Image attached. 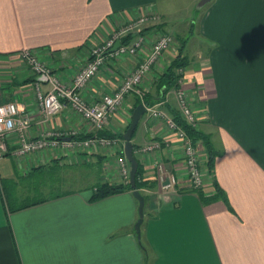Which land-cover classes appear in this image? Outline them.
I'll return each mask as SVG.
<instances>
[{"label": "crops", "instance_id": "1", "mask_svg": "<svg viewBox=\"0 0 264 264\" xmlns=\"http://www.w3.org/2000/svg\"><path fill=\"white\" fill-rule=\"evenodd\" d=\"M174 4V0H0V103L14 101L29 114V138L57 131H76L78 136L123 134L134 94L126 95L101 131L68 105L45 119L34 87L38 83L45 92L48 85L20 53L31 50L69 84L93 44L129 21L152 16L156 19L142 25L144 42L138 53L106 58L81 95L93 102L111 93L155 37L169 33L175 43L162 52L139 85L154 95L155 80L180 45L168 25ZM198 9L200 15L189 25L203 40V48L191 57L185 43L188 62L158 107L171 115L165 108L169 104L179 112L175 89L185 92L196 129L215 153L209 171L205 146L196 141L203 187L189 188L180 141L163 119L144 113L131 137L141 166L139 178L145 181L139 189L144 218L137 239L138 202L132 190L90 200L97 184L122 182L117 162L124 155L122 137L117 145L82 154L49 148L14 155L16 136L9 134V152L0 159V264H264V0H210ZM153 141L161 143L159 150H139ZM158 160L174 175L173 188L162 190L155 181ZM72 163L94 168V178L82 176L78 186H62L55 191L58 196L27 207L11 211L5 205L2 183L8 182L15 193L35 174V167L48 172ZM39 188L49 191L48 183ZM39 188L26 190L32 194Z\"/></svg>", "mask_w": 264, "mask_h": 264}, {"label": "built area", "instance_id": "2", "mask_svg": "<svg viewBox=\"0 0 264 264\" xmlns=\"http://www.w3.org/2000/svg\"><path fill=\"white\" fill-rule=\"evenodd\" d=\"M151 18L156 19L152 16H141L129 21L113 30L106 39L93 44L88 59L76 72L69 84L62 83L31 50H23L20 53L21 59L28 64L33 73L42 75L48 85L45 92L40 89L38 83L34 87L42 116L46 119L57 114L68 105L89 122L96 131H101L104 129L109 115L122 104L126 95L132 93L142 99L144 91L139 86L142 79L151 70L162 52L175 43L174 37L169 33H160L155 37L151 47L142 56L134 70L111 93L103 94L96 101L87 102L81 95V89L97 73L106 58L117 55L133 56L138 53L144 42L142 25ZM134 33L136 36L129 39L128 35ZM116 41L120 42L119 46L114 51H109ZM182 70L183 68H180L178 71L182 73ZM175 98L182 118L186 123L196 128L195 114L188 103L185 92L181 88L175 89ZM162 103L163 101L152 105L143 103L146 109L145 113L151 118L163 119L169 130L180 141L184 152L183 164L188 176V186L194 190L200 189L203 187V177L196 141L194 142L187 135L170 114L158 107ZM30 122L29 114L23 112V109L14 101L0 103V159L9 152L7 136L12 133L16 136V146L11 152L14 155H27L49 148L68 149L74 145L80 146L81 149L79 150L85 152L97 147H112L121 141L116 137L99 134L79 138L76 131L46 132L39 137L29 138L27 130L30 127ZM160 146L159 141H153L143 145L139 150L141 152L154 151L159 150ZM117 162L122 182H129L130 166L125 155L118 156ZM154 167V178L160 188L162 190L173 188L175 177L173 174L168 173L164 163L158 160L155 162Z\"/></svg>", "mask_w": 264, "mask_h": 264}, {"label": "trees", "instance_id": "3", "mask_svg": "<svg viewBox=\"0 0 264 264\" xmlns=\"http://www.w3.org/2000/svg\"><path fill=\"white\" fill-rule=\"evenodd\" d=\"M133 34L128 35V38H132ZM185 43L186 41L184 40H180V45L177 49L176 55L174 56V58L172 59V61L167 65V67L158 75L157 79L155 80V94L151 95L150 93H145L143 95V98L140 99L138 96H136V100L135 103L133 105V108L143 102L146 105H152L155 102H159V101H163L164 100V96L166 94V92L170 89V87L172 86H176L178 79L181 76V72H179L178 70L180 68H183L187 62V56L185 54H183V50L185 47ZM165 108L171 113L172 117L174 118V120L176 121V123L178 125H180L185 132L187 133V135L195 142L197 140H202L205 149H206V153H207V160H206V165L209 169V171L212 170L213 167V159L215 156L214 151L211 149V146L209 144V141L207 139V137L198 129L192 127L191 125H189L188 123L185 122V120L182 118V116L180 115L179 112L175 111L169 104L165 105ZM128 126V125H127ZM135 131V129H134ZM133 131V133H134ZM103 135L108 136V137H116V138H121L122 134H106L103 133ZM133 135V134H132ZM91 135H86V136H79V138H84V137H88ZM133 152H134V146H133ZM33 171H35V174L29 176L26 179H32L35 178L36 182L34 183V185L31 183L29 186L30 191L32 190V188H39V187H43L44 184H46V182H44L45 178H43L44 176L50 175V173L46 172L41 166L35 167V169H33ZM47 174V175H46ZM140 175H141V166L140 164H138L137 167V171L135 174V186L137 189H140L144 184L145 181L140 180ZM32 182V181H31ZM38 182V184H36ZM39 193H42V190L39 188L38 189ZM125 190H132L130 183L126 182V183H110L109 181H104L101 182L99 184L96 185L95 189L92 191L90 200L94 201V200H98L100 198H103L105 196L111 195V194H115V193H119V192H123ZM1 192H2V196L3 199L5 201V205L7 206V208L11 211L13 210H17L23 207H27L39 202H43L45 200H47L50 197H54V196H58L59 194H55V192H53L52 194L48 193L46 195H48L49 197L44 196V194H41L38 196V192L37 191H33L37 192V196H29L26 198H23L21 200H17V198L13 195V191L11 190V185L8 184V182L2 183L1 184Z\"/></svg>", "mask_w": 264, "mask_h": 264}, {"label": "rangeland", "instance_id": "4", "mask_svg": "<svg viewBox=\"0 0 264 264\" xmlns=\"http://www.w3.org/2000/svg\"><path fill=\"white\" fill-rule=\"evenodd\" d=\"M174 3L175 4L171 8L174 14L172 15L171 22L168 25L172 28L173 34L178 37L179 41H186L185 52L192 53V57L195 54V50L197 48H203V40H201L192 32V24L189 25L191 21L197 20L198 16L200 15L201 10L198 9L199 0H197L196 2H194L193 0H174ZM68 149H70L69 151L74 154H82L86 152H84L83 150H79L81 148L78 145H74L72 147H69ZM72 164H74V166H71ZM72 164H70V166H68L67 164H61L58 170H48V173H50V175L46 174L47 176L43 177L45 178L44 182L48 183V193L52 194L56 190L62 189V186L66 187L67 189L70 187L78 186L79 184H81V182H79V179L82 178V176L86 177V180L94 178L96 174V170L94 168L91 169L90 167H86L84 165H81L80 163ZM31 181L34 185L36 179H24L20 186L17 188L18 190H16L15 193L13 192V195L17 198L19 197L20 199H23L29 196H37V194L38 196L41 194H48L46 193L45 189L42 190V193L32 192L31 194L30 191H27L26 189H29ZM61 181H63V183H61ZM134 233L136 236L135 227Z\"/></svg>", "mask_w": 264, "mask_h": 264}, {"label": "water", "instance_id": "5", "mask_svg": "<svg viewBox=\"0 0 264 264\" xmlns=\"http://www.w3.org/2000/svg\"><path fill=\"white\" fill-rule=\"evenodd\" d=\"M209 1L210 0H200L198 3V6L201 7ZM119 44L120 42L116 41L113 47L109 51H114L119 46ZM145 110L146 109L143 103H139L133 108L129 124L122 134V138L124 140L123 154L125 155L127 161L129 162V166H130L129 183L132 188V194L138 202V206H137L138 216L134 224L137 239L140 238V226L144 218V196L141 194L139 189H137L135 186V174L137 171L138 162L135 156L133 155V144L131 142V137H132L133 131L139 119L145 113Z\"/></svg>", "mask_w": 264, "mask_h": 264}]
</instances>
